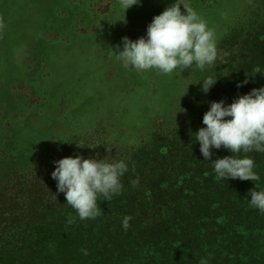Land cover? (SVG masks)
<instances>
[{"label": "trees", "instance_id": "16d2710c", "mask_svg": "<svg viewBox=\"0 0 264 264\" xmlns=\"http://www.w3.org/2000/svg\"><path fill=\"white\" fill-rule=\"evenodd\" d=\"M248 9L255 19L226 34L227 64L211 77L216 82L207 93L197 92L185 126H158L151 140L125 155L124 187L111 200L98 197L102 214L95 219H79L50 175L53 161L84 157L81 148L69 145L36 162L27 150L21 161L0 160V167L9 165L0 180V264H264V213L248 206L257 182L218 178L194 134L204 127L210 101L228 104L264 85V10H239ZM245 75L249 82L238 88ZM213 152V160L231 155L223 147ZM237 155L254 159L264 189V153ZM125 215L132 217L126 231Z\"/></svg>", "mask_w": 264, "mask_h": 264}, {"label": "rangeland", "instance_id": "374dc122", "mask_svg": "<svg viewBox=\"0 0 264 264\" xmlns=\"http://www.w3.org/2000/svg\"><path fill=\"white\" fill-rule=\"evenodd\" d=\"M173 2L141 0L124 12L121 0H0V160L21 161L27 150L36 162L69 145L85 158L123 160L158 126H185L199 82L227 64L226 34L255 19L239 9L263 11L264 0H184L217 36L220 58L204 71L124 68L113 54L121 38L144 36ZM8 172L3 164L0 180Z\"/></svg>", "mask_w": 264, "mask_h": 264}, {"label": "clouds", "instance_id": "9594fccd", "mask_svg": "<svg viewBox=\"0 0 264 264\" xmlns=\"http://www.w3.org/2000/svg\"><path fill=\"white\" fill-rule=\"evenodd\" d=\"M140 2L121 0V6L125 12ZM121 44L122 50L113 53L115 58L124 68L131 67L138 72L155 69L161 74H170L193 66L204 71L220 58L214 30L184 0H174L160 14L153 16L144 36L136 40L122 37ZM215 82L216 79L205 78L199 82L201 90L207 93ZM248 82V75H245V80L237 82L236 86L239 88ZM202 124L204 127L194 134L204 160L210 161L214 174L224 181L257 182L249 189L248 206L264 213V189L258 187L261 177L255 171L254 159L249 155H237L264 153V85L252 88L228 104L223 100L210 101ZM222 147L231 155L213 160V150ZM53 164L55 167L50 175L56 182L57 193L64 194L66 204L81 220L95 219L102 214L98 197L111 200L119 195L124 187L121 177L128 171L124 160L85 158L79 154L60 158ZM138 182L139 178L130 181L131 185ZM131 219L128 215L122 218L121 227L125 231L130 227ZM81 251L87 255L86 249Z\"/></svg>", "mask_w": 264, "mask_h": 264}]
</instances>
